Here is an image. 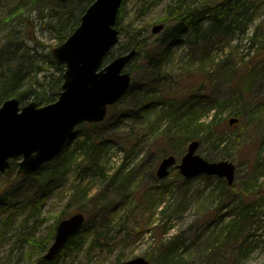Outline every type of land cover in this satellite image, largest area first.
Wrapping results in <instances>:
<instances>
[{
  "label": "rangeland",
  "instance_id": "374dc122",
  "mask_svg": "<svg viewBox=\"0 0 264 264\" xmlns=\"http://www.w3.org/2000/svg\"><path fill=\"white\" fill-rule=\"evenodd\" d=\"M171 1L124 0L117 28L125 32L109 58L125 54L133 41L145 42L126 68L132 89L105 120L79 125L66 149L36 175L0 174V264H48L43 256L52 242L45 252L42 243L52 227L75 214L86 216V244L56 264H123L140 257L152 264H264V50L251 49L249 38L204 40L203 34L197 46L187 35L176 44L169 26L154 35ZM252 1L253 31L264 20V0ZM41 41L45 49L28 65L32 71L37 59L46 60L36 75L44 82L46 75H59L47 58L54 60L58 46L43 35ZM190 108L201 116L199 124L218 117L212 137L201 125L190 140L179 139L172 117ZM239 110L241 116L233 114ZM233 118L238 122L231 126ZM219 134L225 143L217 142ZM194 141L208 162L236 164L233 185L218 176L188 179L177 167L164 180L156 175L169 155L179 165ZM240 209L253 217L240 222L233 238L220 237ZM103 221L109 227L103 245L92 248Z\"/></svg>",
  "mask_w": 264,
  "mask_h": 264
},
{
  "label": "water",
  "instance_id": "95a60500",
  "mask_svg": "<svg viewBox=\"0 0 264 264\" xmlns=\"http://www.w3.org/2000/svg\"><path fill=\"white\" fill-rule=\"evenodd\" d=\"M123 2L95 0L75 33L54 49L52 57L66 69L62 92L55 104L39 107L34 102L21 107L16 98L3 103L0 108V173L9 170L14 159H22L19 174L23 177L36 174L43 165L58 158L80 124L101 123L108 114V107L121 101L129 91L132 78L124 70L137 55L135 50L102 67L106 55L120 40L116 25ZM164 28V24L156 25L152 32L160 34ZM237 121L234 118L230 124ZM199 146L198 141L190 144L179 166L181 174L188 179L202 174L219 176L233 185L236 165L229 161L207 162L196 155ZM161 164L157 175L164 179L176 164V158L169 156ZM85 223L84 214L61 221L45 260H54ZM125 264L150 263L140 257Z\"/></svg>",
  "mask_w": 264,
  "mask_h": 264
},
{
  "label": "trees",
  "instance_id": "16d2710c",
  "mask_svg": "<svg viewBox=\"0 0 264 264\" xmlns=\"http://www.w3.org/2000/svg\"><path fill=\"white\" fill-rule=\"evenodd\" d=\"M8 1L9 9L6 5ZM11 1L18 0H0V33L2 35L0 39V107L4 101L11 98L19 99L22 106L33 101L41 106L55 103L64 83L65 68L57 65L50 56H47L48 62L57 69L59 75L51 78L46 75L43 79L44 82H41L36 75L44 72L40 64H45L46 60L38 61L36 58L38 64H34L32 71L29 70L28 64H32V58H35L40 49H45L42 47V35L44 39L47 38L52 43L56 42L57 46L64 44L81 25L86 10L95 0H19L18 5L13 8L10 5ZM252 2V0H206L201 5H193L188 0H173L167 7V13L162 18V23L166 27H171L170 30L175 35L174 42L176 44L183 42L182 38L187 35L188 41L197 46V36L203 34L204 40L219 36L237 40L249 38L251 49L258 45L260 49L264 50V20L252 31L251 25L257 21V7ZM205 23H207V28L203 33L202 28ZM120 32L124 34L125 29H120ZM135 32L132 36L134 39L140 35L137 34L138 31ZM250 32L251 36H249ZM144 42V40L133 41L125 53L131 50H141ZM33 45L36 48L32 47ZM50 47L54 49L52 45ZM109 60L111 59L108 58L105 62H109ZM240 110L233 114L241 116ZM167 116L171 118L170 111ZM200 117L194 108H190L189 112L178 113L172 117L180 140H190L192 130H199L201 125L205 129L204 133L212 137V134L217 130L218 117L214 116L208 124H199ZM189 124V128L184 127ZM191 124H193L192 127ZM223 136L219 134L216 138L220 144L225 143ZM126 142L129 147L135 146V143H132V137L126 138ZM18 162L19 159L14 160L7 173L18 170ZM19 178L22 179L20 176ZM2 199H5V195L0 197V200ZM251 217L253 215L249 210L240 209L236 217L239 219L232 220L220 237L225 236L231 239L230 237L234 235L240 222L248 221ZM57 226L51 228L42 243V252L48 250V245L55 239ZM85 227L77 235H74L57 258L48 264H56L66 251H82L87 238ZM108 229L106 222L103 221L101 231L95 236L92 248L103 245L100 237L104 236ZM235 236L238 237L237 234ZM173 258L174 255L169 257L171 260Z\"/></svg>",
  "mask_w": 264,
  "mask_h": 264
}]
</instances>
